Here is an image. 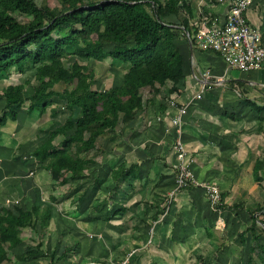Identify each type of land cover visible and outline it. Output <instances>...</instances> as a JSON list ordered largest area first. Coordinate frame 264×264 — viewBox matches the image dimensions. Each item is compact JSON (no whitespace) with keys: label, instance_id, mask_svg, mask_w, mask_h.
Instances as JSON below:
<instances>
[{"label":"crops","instance_id":"1","mask_svg":"<svg viewBox=\"0 0 264 264\" xmlns=\"http://www.w3.org/2000/svg\"><path fill=\"white\" fill-rule=\"evenodd\" d=\"M184 1L189 14L180 17L190 40L182 34L176 40L186 63L184 78L176 87L167 83L153 97L145 91L143 109L134 119L96 140L83 177L55 182L46 163L32 156L69 115L58 98L43 114L27 113L25 102L15 121L0 128V208L50 210L47 227L41 230L37 224L36 230L23 231L28 239H21L3 264H87L119 261L129 253L128 264H263L246 230L255 220L257 242L264 245L257 221L264 220V61L255 70L239 71L227 68L217 53L200 49L197 31L222 25L226 8L215 0ZM245 18L260 31L264 47V0H253ZM168 21L179 25L175 17ZM107 59L110 74L100 75L110 85L99 89L97 79L95 90L122 82L124 65ZM75 60L89 71L103 62ZM31 78L30 72L13 69L0 80V93L30 79L24 90L28 97L36 86ZM4 106L0 100V116ZM182 107L187 112L178 127L171 119ZM62 140L56 137L53 145ZM182 163L193 183L187 189L175 184ZM121 165L126 168L119 172ZM208 185L220 192V208L214 212L207 202ZM237 204L241 208L233 210ZM38 245L35 258L18 260L25 253L15 252L20 246L27 252Z\"/></svg>","mask_w":264,"mask_h":264},{"label":"trees","instance_id":"2","mask_svg":"<svg viewBox=\"0 0 264 264\" xmlns=\"http://www.w3.org/2000/svg\"><path fill=\"white\" fill-rule=\"evenodd\" d=\"M57 1L59 6L50 8L35 0H0V80L15 69L20 74L30 72L36 83L28 97L24 90L30 79L0 93L5 103L0 128L7 120L15 121L25 102H29L27 113L43 114L54 97L61 100L68 117L32 156L46 163L44 169L53 181L65 182L83 177L89 164L87 154L99 137L115 132L120 123L131 122L143 109L142 91L153 97L167 83L176 87L182 81L186 63L176 40L188 32L180 16L189 14V7L184 0ZM170 17L179 25L171 24ZM107 58L124 65L125 73L119 86L98 91L93 89L95 72L75 59L101 62ZM58 85L65 86L61 93L55 89ZM56 113L52 109L51 114ZM58 136L63 140L57 147L53 141ZM125 168L121 165L117 171ZM49 221L46 206L33 205L29 211L0 208V264L22 243L25 229L36 230L40 224L44 230ZM257 221L264 233V220ZM255 225L253 220L246 231L264 263V245L257 242ZM40 249L38 245L27 250L20 259L35 258Z\"/></svg>","mask_w":264,"mask_h":264},{"label":"built area","instance_id":"3","mask_svg":"<svg viewBox=\"0 0 264 264\" xmlns=\"http://www.w3.org/2000/svg\"><path fill=\"white\" fill-rule=\"evenodd\" d=\"M226 8L222 25L213 23L209 27L200 28L196 33V44L202 50L217 53L229 69L251 71L259 68L264 61V47L259 30L251 27L245 18V12L253 0H215ZM185 32V31H184ZM190 40L189 33H184ZM174 106V105H173ZM186 108H178L172 117V124L181 126L186 115ZM178 158L182 160L184 149L180 141L177 142ZM177 189H187L193 185L189 167L184 163L179 165L175 174ZM220 192L215 185L207 186V202L211 211L220 208ZM133 254L119 261L90 262L87 264H128Z\"/></svg>","mask_w":264,"mask_h":264},{"label":"rangeland","instance_id":"4","mask_svg":"<svg viewBox=\"0 0 264 264\" xmlns=\"http://www.w3.org/2000/svg\"><path fill=\"white\" fill-rule=\"evenodd\" d=\"M35 2L38 4V5H43V4H45V5H47V6H49L50 8H54V7H58L59 6V4H58V1L57 0H35ZM66 65H67V63H66ZM99 68H97L98 70H95L94 72H95V76H96V78L98 79V88L99 89H102L104 86H107L108 84L110 85V82H108V80H107V77L105 76V75H103V76H101L100 74L102 73V74H110V72H109V66H110V61L107 59L106 61H103L102 63H100V64H98L97 65ZM98 77H100V78H98ZM117 81H118V79H117ZM64 87L65 86H63V85H58V86H56V91H58V92H62V90L64 89ZM96 87V88H97ZM144 94L146 93L145 91H142ZM257 229H258V227H257ZM24 231H27V229H25ZM30 235V234H29ZM21 239H24V240H26V239H28V235L27 234H24V233H22V235H21ZM37 240V239H36ZM28 244H30V242H27ZM25 244V243H24ZM32 244H30V246H31ZM32 247V246H31ZM34 247V246H33ZM32 247V248H33ZM21 251L22 252H26V250L24 249V248H22L21 246H20V251L18 250V251H15V252H19V253H21ZM24 254V253H23ZM11 255V253L9 254V256ZM19 256V255H18ZM22 257V256H21ZM14 258H15V261H17V256H14ZM19 261L21 260L20 259V256H19V259H18ZM28 261H30V260H28ZM25 262V264H30V262ZM12 264H15V262H13ZM264 264V263H263Z\"/></svg>","mask_w":264,"mask_h":264}]
</instances>
